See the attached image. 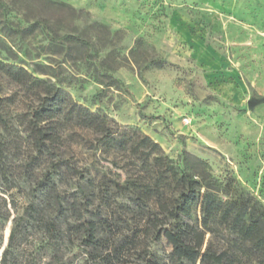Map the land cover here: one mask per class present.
<instances>
[{
    "label": "rangeland",
    "instance_id": "rangeland-1",
    "mask_svg": "<svg viewBox=\"0 0 264 264\" xmlns=\"http://www.w3.org/2000/svg\"><path fill=\"white\" fill-rule=\"evenodd\" d=\"M0 63L23 67L77 104L138 127L181 168L206 165L216 177L232 175L264 204V102L247 105L264 96V0H0ZM29 104L0 71L6 123L0 134L16 138L0 169L13 171L22 158ZM112 156L71 146L66 157L84 175L73 182L103 174L122 181ZM18 183L10 190L14 201L0 185V264H102L103 248L63 220L49 225L52 210ZM31 202L38 207L29 208ZM112 206L132 221L124 206ZM181 221L198 224L199 209ZM139 244L126 264L162 260L171 251L164 238H147L151 255Z\"/></svg>",
    "mask_w": 264,
    "mask_h": 264
},
{
    "label": "trees",
    "instance_id": "trees-1",
    "mask_svg": "<svg viewBox=\"0 0 264 264\" xmlns=\"http://www.w3.org/2000/svg\"><path fill=\"white\" fill-rule=\"evenodd\" d=\"M0 71L30 98L23 116L22 158L13 171H6L5 165L0 169L2 192L12 201L11 188L19 181L27 183L39 202L52 210L49 225L55 228L58 218L68 229L87 235L103 248L102 264H115V258L119 264L131 262L126 258L139 243L141 251L151 255L146 251L149 237L164 238L171 251L162 260L141 259L136 264H264V204L235 177H216L206 165L196 171L181 168L138 127L77 104L61 87L23 67L0 63ZM4 120L0 114V130L6 131ZM15 140L0 134V159ZM73 145L113 154L110 162L122 171L123 180L103 174L73 182L78 174L84 179L66 157ZM103 187L116 198L126 197L131 206L110 199ZM112 204L124 206L132 221L117 214ZM38 205L31 202L28 207ZM196 208L198 224L181 221ZM13 236L14 231L9 240ZM7 253L8 247L3 261Z\"/></svg>",
    "mask_w": 264,
    "mask_h": 264
},
{
    "label": "water",
    "instance_id": "water-1",
    "mask_svg": "<svg viewBox=\"0 0 264 264\" xmlns=\"http://www.w3.org/2000/svg\"><path fill=\"white\" fill-rule=\"evenodd\" d=\"M262 102H264V96H261L258 98L252 97L247 101V105H248L249 109H253L255 107V105L260 104Z\"/></svg>",
    "mask_w": 264,
    "mask_h": 264
}]
</instances>
